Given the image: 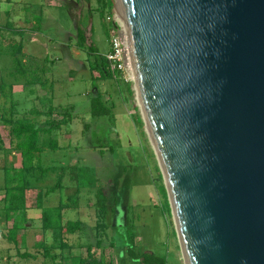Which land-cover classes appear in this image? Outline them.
I'll return each instance as SVG.
<instances>
[{"label": "water", "instance_id": "obj_1", "mask_svg": "<svg viewBox=\"0 0 264 264\" xmlns=\"http://www.w3.org/2000/svg\"><path fill=\"white\" fill-rule=\"evenodd\" d=\"M186 264H264V0H119Z\"/></svg>", "mask_w": 264, "mask_h": 264}, {"label": "rangeland", "instance_id": "obj_2", "mask_svg": "<svg viewBox=\"0 0 264 264\" xmlns=\"http://www.w3.org/2000/svg\"><path fill=\"white\" fill-rule=\"evenodd\" d=\"M113 1L112 17L106 13L102 18L96 0H0V114L9 117L14 107L20 116L30 114L41 120L46 116H35L30 109L47 111L52 103L58 111L52 116L55 119L65 112L72 115L52 134L59 147L41 153V165L54 170L43 174L34 169L26 174L27 210L16 216L23 224L16 233L12 232L16 219L7 211L5 168L21 167L22 159L10 147L9 124L0 118V264H53L44 255L46 245L58 255L56 262L68 264L73 255H86L88 245L98 238L103 239L108 261L130 264L126 252L130 228L144 251H167L169 264H185L182 249L177 247L173 215L162 208L158 188V171H162L135 83L128 71L121 78L102 79L98 71H91L90 55L77 45V29L82 28L88 44L93 42L101 53L111 49L107 23L120 20L118 1ZM106 3L104 0L105 11ZM7 39L23 43V63L15 69L5 49ZM32 80L39 81L29 84ZM29 87L34 91L26 90ZM98 92L113 105L112 118L92 116L90 100ZM80 167L97 177L108 196L104 228L94 205L96 187L79 188L77 184L75 175ZM60 174L61 188L44 196L42 204L61 206L64 222L81 220L83 228L75 233L42 226L38 195L55 185ZM162 183L165 185L163 174ZM8 233H15L19 249L8 240ZM23 252L35 257H24Z\"/></svg>", "mask_w": 264, "mask_h": 264}, {"label": "trees", "instance_id": "obj_3", "mask_svg": "<svg viewBox=\"0 0 264 264\" xmlns=\"http://www.w3.org/2000/svg\"><path fill=\"white\" fill-rule=\"evenodd\" d=\"M104 0H96L98 5V10L102 18L108 13L110 18L112 17V8L113 0H106L108 10L105 11L103 8ZM110 34L114 28L113 20L107 23ZM77 45L78 47L86 51L91 57L90 69L91 71H98L99 76L102 79H112V78H121L123 77V72L121 70H113L110 66V61L108 60L106 53H101L98 48L94 45L93 42H86V35L82 28L77 29ZM7 52L13 58L14 69L18 68L23 63L21 55L23 54V43L21 41L6 40ZM111 44V42H110ZM25 69V68H24ZM23 69V70H24ZM26 72V70H25ZM37 80V79H36ZM29 81L28 83H35L38 81ZM43 85V83H41ZM13 84H10L12 88ZM53 95L49 100L52 101ZM43 101V100H42ZM90 112L94 118L108 116L112 118L113 105H108L106 101L103 100L101 94L98 92L90 100ZM57 111L56 107L51 103L48 105V110L41 111L37 108L30 109L31 114L35 116L45 115V119H36L30 114L19 115L18 111L13 107L9 117H6L4 114H0V118L7 124H9V137H10V147L16 153H19L22 159V165L19 168L7 167L5 168L6 173V193L8 195L7 200V211L10 218L16 219V216L19 214H24L27 210L26 207V188L28 186V181L26 174L30 173L34 169L39 170L45 174L49 170H54V167H43L41 165V153L44 152L46 148L51 150H56L59 147L58 140L53 137V132L56 129H60L63 125L67 124L72 115L68 112L63 113L60 119H55L52 117ZM58 112V111H57ZM85 127H89V123H85ZM56 169V168H55ZM158 179L161 181L158 188L162 194V208L164 213L171 214V207L168 199V194L164 183H162V174L158 171ZM77 179V184L79 188H93L96 187L95 195L96 201L94 203L96 210L102 219L101 227H105V219L108 213V196L103 186H99L98 179L92 173H90L86 168L80 167L78 173L75 175ZM61 174L57 183L51 187L45 189L44 192H41L38 195V206L42 208L41 221L44 229H55L59 231H65L67 233H75L76 231L83 228V223L81 220H68L63 221V212L61 206L51 207L45 206L42 204L44 196H48L50 193L61 188ZM17 181L13 182L12 181ZM23 226L22 223H19L17 219L13 223V231L18 232V230ZM15 233L6 234L9 241L15 243L16 247L19 249V243L16 239ZM176 234V233H175ZM127 240V255L131 258L130 264H169L168 253L166 252H156V251H144L141 246H137L136 233L133 228H130L126 232ZM113 245V243H111ZM42 245V243L38 244ZM51 247L48 245L44 248V255L50 257L53 261V264H61L56 262L58 255L52 253L50 250ZM22 256L24 257H35L34 254L29 252H23ZM68 264H120L114 263L113 261H108L106 259L103 239L98 238L94 245L90 244L87 247V254L82 255H73L70 258V263Z\"/></svg>", "mask_w": 264, "mask_h": 264}, {"label": "built area", "instance_id": "obj_4", "mask_svg": "<svg viewBox=\"0 0 264 264\" xmlns=\"http://www.w3.org/2000/svg\"><path fill=\"white\" fill-rule=\"evenodd\" d=\"M114 28L111 31V49L106 53L108 60L110 61L111 69L121 70L126 72V42L122 37V25L118 19L114 22Z\"/></svg>", "mask_w": 264, "mask_h": 264}, {"label": "bare ground", "instance_id": "obj_5", "mask_svg": "<svg viewBox=\"0 0 264 264\" xmlns=\"http://www.w3.org/2000/svg\"><path fill=\"white\" fill-rule=\"evenodd\" d=\"M117 1H118V8H119V10H120V20H119V21H120V23H121V25H122V37H123V39H124V42L127 43V38H126L125 27H124V22H123L122 12H121L120 1H119V0H117ZM127 45H128V44H126V46H127ZM126 49H128V46H127ZM126 69H127L128 73H129V75H130V78H132V80L135 81V74H134L133 67H132V64H131V61H130L129 51L126 52ZM134 83H135V82H134ZM135 91H136V92H135V93H136V96H137V98H138L139 106H140L141 111H142V113H143V115H144L145 113H144V110H143V105H142V103H141V98H140V95H139L138 90H137V88H136V85H135ZM144 116H145V115H144ZM146 127H147L148 133H149V135H150V138H151V140H152V137H151V134H150V130H149V128H148L147 125H146ZM152 143H153V140H152ZM153 145H154V143H153ZM154 148H155V146H154ZM185 264H186V262H185Z\"/></svg>", "mask_w": 264, "mask_h": 264}, {"label": "crops", "instance_id": "obj_6", "mask_svg": "<svg viewBox=\"0 0 264 264\" xmlns=\"http://www.w3.org/2000/svg\"><path fill=\"white\" fill-rule=\"evenodd\" d=\"M33 18H34V17H33ZM36 18H37V17H36ZM36 18H35V19H36ZM16 31H17V30H16ZM24 60H25V59H24ZM24 64H25V62H24ZM24 66H25V65H24ZM22 83H23V82H22ZM22 83H21V84H22ZM22 87H28V86H26L25 84H22ZM30 87H31V86H30ZM30 87H29L28 89H26V88H24V89H26V90H28V91H30V92H31V91H34V88H30ZM34 108H35V107H34ZM37 109H38V108H37ZM39 110L43 111V109H39ZM179 246H180V244H179V245L177 244V247H179ZM175 250H176V249H175Z\"/></svg>", "mask_w": 264, "mask_h": 264}]
</instances>
